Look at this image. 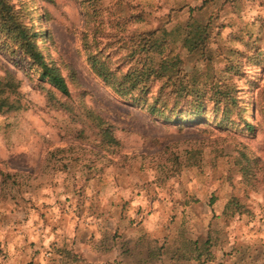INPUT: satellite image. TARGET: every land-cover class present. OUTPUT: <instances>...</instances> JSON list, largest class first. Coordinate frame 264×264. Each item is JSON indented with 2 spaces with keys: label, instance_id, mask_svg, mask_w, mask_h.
Listing matches in <instances>:
<instances>
[{
  "label": "rangeland",
  "instance_id": "1",
  "mask_svg": "<svg viewBox=\"0 0 264 264\" xmlns=\"http://www.w3.org/2000/svg\"><path fill=\"white\" fill-rule=\"evenodd\" d=\"M11 1L70 94L0 45V264H264V0ZM149 38L200 113L152 115L87 59L126 71Z\"/></svg>",
  "mask_w": 264,
  "mask_h": 264
},
{
  "label": "trees",
  "instance_id": "2",
  "mask_svg": "<svg viewBox=\"0 0 264 264\" xmlns=\"http://www.w3.org/2000/svg\"><path fill=\"white\" fill-rule=\"evenodd\" d=\"M30 11L23 6H17L11 0H0V45L14 54L16 58L28 61L30 66L37 69L40 79L67 97L70 94L68 80L62 73L61 67L54 61L47 60L38 48L37 38L40 33L35 30L33 22L28 17ZM149 40L140 44V48L133 49L131 54L136 51L139 53L144 49L148 56L149 52L158 49V42L152 38ZM98 55L100 54L87 55L92 70L130 104L146 108L152 115L166 118L173 114L172 110L179 107L181 100L186 98L185 96L194 95L195 100L191 101L194 113H200L204 108V103L200 100L203 94L184 84L179 77L178 70L171 67L167 61L153 63L148 56L142 62L137 61L129 66L126 71H121L119 68L109 67L108 57L101 58ZM153 82L160 83V90L169 88V94L173 97L171 106L160 102L157 96L150 97ZM220 93H223L225 97L228 96L224 90H214V94H217L216 105L222 101L218 97ZM225 97L224 99H227ZM97 123L103 139L114 143L115 140L109 126L104 127V121L101 118H98Z\"/></svg>",
  "mask_w": 264,
  "mask_h": 264
}]
</instances>
